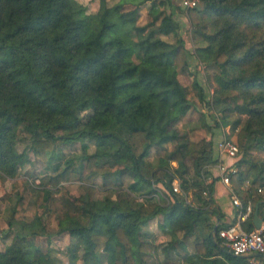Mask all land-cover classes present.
I'll return each instance as SVG.
<instances>
[{
  "label": "trees",
  "instance_id": "trees-1",
  "mask_svg": "<svg viewBox=\"0 0 264 264\" xmlns=\"http://www.w3.org/2000/svg\"><path fill=\"white\" fill-rule=\"evenodd\" d=\"M122 1L131 9L109 0H99L94 12L79 0H0V179H15L9 225L16 227L0 249V264H57L52 248L33 258L25 248L54 234L49 222L76 241L69 246L72 262L147 264L145 256L163 255L173 264L176 258L177 264H249L219 238L228 223L216 178L208 184L212 173L204 167L218 162L217 130L237 128L245 115L236 137L240 170L231 179L239 193L250 180L245 201L260 203L264 218L258 191L264 187V0H200V8L190 9L198 12L193 22L202 37L194 51L173 0ZM145 6L151 20L140 25ZM191 61L199 68L193 86L214 121L206 126L210 137L200 141L177 126L195 105L179 78L193 71ZM206 67L214 71L203 83L199 71ZM22 132L33 155L52 168L39 183L17 178L30 161L17 148ZM86 139L95 144L89 153L68 157L61 150ZM175 178L182 194L173 191ZM76 179L89 185L98 179L115 197L94 198L90 188L71 195L65 183ZM160 183L172 197L159 192ZM158 217L169 236L162 243L146 230ZM244 226L255 228L254 215Z\"/></svg>",
  "mask_w": 264,
  "mask_h": 264
},
{
  "label": "rangeland",
  "instance_id": "rangeland-1",
  "mask_svg": "<svg viewBox=\"0 0 264 264\" xmlns=\"http://www.w3.org/2000/svg\"><path fill=\"white\" fill-rule=\"evenodd\" d=\"M82 3H86V5L89 8V12L93 11L95 9V5L91 3V0H79ZM93 1V0H92ZM111 5L115 7L117 4H122L125 7V10H130L131 6L128 3H124L122 0H110ZM174 2V1H173ZM174 7L166 8V11H169L170 9L173 10L176 14V17L181 19L182 22V28H181V34L185 39L186 46L191 51L195 50V47L201 44L202 37L199 33L196 32V26L194 25V22L198 19V12L196 9H185L183 7L178 6V4L173 3ZM197 8H200L197 7ZM111 19H117V14L114 10H112ZM139 23L140 25L147 24L151 18L148 12V7L145 6L140 14L138 15ZM172 38V37H171ZM190 55V54H189ZM196 61H191L190 66L193 68L190 71L181 72L179 78H180V85L183 89L187 90L189 98L195 103V105L187 112L185 117L177 124V126L183 130L187 131L189 138L194 141H200L202 138H209L210 132L208 130L207 124H213L214 121L209 115V110L205 107L204 103L200 101L198 96V90L194 88L193 83L195 79V70H199L198 65H195ZM214 69L211 67L201 68V71H199V79L201 82H207V77L211 74H213ZM211 90L213 87H210ZM212 113V111H211ZM238 116L233 117L232 121H235ZM220 118V116H219ZM242 122L237 126V128L233 129L232 125H228L226 127H223L224 134H222V129L217 130L215 135V146H217L218 141L222 138L223 135H225L226 132L230 131V136L237 141V133L243 127L245 115L242 117ZM206 123V125H205ZM29 134L26 132H22L19 138V142L17 145V148L19 151L27 150L30 155V161L25 164L23 167H21L19 171V175L17 178H28L31 181H35L36 183H39V180L42 176H44L46 173L51 172L52 168H50L44 161L41 159L36 158L33 153L29 149ZM171 147V145H169ZM95 144L93 141L86 139L84 141H76L70 145H62L61 150L66 153L68 157H78L79 155L86 154L94 150ZM217 149V148H216ZM216 150H214L215 152ZM255 156H262V152L253 151ZM219 156H216L217 160ZM192 160H190L191 162ZM192 163V162H191ZM216 164V163H215ZM215 164H209L204 167L205 171H210L211 173L213 168H215ZM175 165V164H174ZM177 165V163H176ZM15 179L9 178L6 180L0 179V249H4L6 246H8L16 232V227H11L9 225V222L13 219L11 216V205L14 203L15 195L12 193V183ZM91 189L93 192L94 198H101L104 195H109L111 197H115V191L114 188H108L105 189L102 186V183L100 180H96L93 184L89 185L84 183L82 180L76 179L70 182L65 183V190L69 192V194L74 196H79L84 193H89L88 189ZM245 195V194H244ZM243 195V196H244ZM260 195L264 197V187L263 192H260ZM131 196H135L133 193H131ZM247 197V196H246ZM187 201L189 202H195L196 200H192V195L189 194L185 197ZM241 199V197H240ZM243 200V199H242ZM226 206V204L224 205ZM162 218L158 217L150 222V224L146 227L147 231H150V233H153L151 238L154 239L156 243H162L169 239V236L165 234L160 228H159V222ZM50 223V231L54 233L50 238L49 237H36L30 242H27L25 244V248L29 253V256L31 258L34 257V253L38 249H44L47 250L49 247L52 248L53 255L56 256L58 259L57 264H84L81 258H78L76 262H72L70 260L69 256V246L72 245L75 240L71 239V237L67 234L61 236L56 234L57 232V224L54 222ZM79 257H81L83 253V247L79 246L77 251ZM147 260V264H173V262L168 263L163 255L158 256H145ZM180 259L176 258L174 264L179 263ZM37 264V263H34ZM106 264V263H104Z\"/></svg>",
  "mask_w": 264,
  "mask_h": 264
},
{
  "label": "built area",
  "instance_id": "built-area-1",
  "mask_svg": "<svg viewBox=\"0 0 264 264\" xmlns=\"http://www.w3.org/2000/svg\"><path fill=\"white\" fill-rule=\"evenodd\" d=\"M173 1L185 9L200 6V0ZM230 135L229 131L227 135L218 141L216 148L219 161L215 164L218 177L228 187L231 186L232 175L238 173L240 170L238 162L242 158L239 144ZM215 178V175L212 173L208 177L207 183H213ZM157 187L162 195L166 194L167 197H172L163 183H160ZM172 187L174 192L182 194L181 184L178 178L173 180ZM258 191L259 193L263 192V187H259ZM204 194H208L207 190ZM156 196L159 197L157 194ZM242 199V197L240 199V196H233V206L237 208V212L234 219L228 222L227 226L218 230L219 238L222 240V244L229 248L235 255L247 257L249 264H264V221L260 228L255 227L253 230H247L244 224L254 215L255 204L251 199H247L246 201Z\"/></svg>",
  "mask_w": 264,
  "mask_h": 264
},
{
  "label": "crops",
  "instance_id": "crops-1",
  "mask_svg": "<svg viewBox=\"0 0 264 264\" xmlns=\"http://www.w3.org/2000/svg\"><path fill=\"white\" fill-rule=\"evenodd\" d=\"M91 3H92V6H93V4L95 5V9H93V12H94L99 7V0H93V1L91 0ZM110 4H111V1H110ZM190 68L192 69L193 67L191 66ZM221 131H222V134H224V130L222 129ZM228 132H226L225 135H227ZM225 135H223L222 138ZM214 139H215V137H214ZM215 150H216L215 151V155L217 156L218 151H217V149H215ZM173 164H175V166H177L176 165V162H173ZM212 172L215 175V177L217 178V180L215 182V190H216L215 197H216L217 202L222 207V209H223V211H224V213L226 215L225 216V222L228 223V222H230V221H232L234 219L235 214L237 212V208H235L233 206V196H240V197H242L245 200L246 196L248 195V190L250 188L251 183H250V180H246L243 183V185L241 186V191H243V192L242 193H239L235 189V187L233 185V182L231 183V186L228 187L227 185H225L223 183V181H221V179L218 177V171H217V168L216 167L213 168ZM225 204H226V206H224Z\"/></svg>",
  "mask_w": 264,
  "mask_h": 264
},
{
  "label": "water",
  "instance_id": "water-1",
  "mask_svg": "<svg viewBox=\"0 0 264 264\" xmlns=\"http://www.w3.org/2000/svg\"><path fill=\"white\" fill-rule=\"evenodd\" d=\"M260 203L256 205L255 212H254V224L256 228H260L263 224V218L259 213Z\"/></svg>",
  "mask_w": 264,
  "mask_h": 264
},
{
  "label": "bare ground",
  "instance_id": "bare-ground-1",
  "mask_svg": "<svg viewBox=\"0 0 264 264\" xmlns=\"http://www.w3.org/2000/svg\"><path fill=\"white\" fill-rule=\"evenodd\" d=\"M264 219V218H263Z\"/></svg>",
  "mask_w": 264,
  "mask_h": 264
}]
</instances>
